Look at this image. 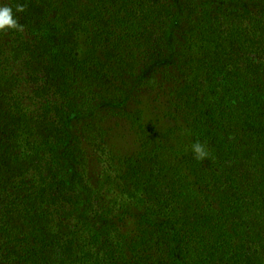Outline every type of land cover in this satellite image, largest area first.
<instances>
[{"label": "trees", "instance_id": "1", "mask_svg": "<svg viewBox=\"0 0 264 264\" xmlns=\"http://www.w3.org/2000/svg\"><path fill=\"white\" fill-rule=\"evenodd\" d=\"M0 6V264H264V0Z\"/></svg>", "mask_w": 264, "mask_h": 264}, {"label": "rangeland", "instance_id": "2", "mask_svg": "<svg viewBox=\"0 0 264 264\" xmlns=\"http://www.w3.org/2000/svg\"><path fill=\"white\" fill-rule=\"evenodd\" d=\"M152 99L153 94L145 98L143 100V103H151ZM157 103H159V100L156 103H152V109H149V111L147 112V119L145 120V123L148 124L149 122L153 121L154 116H156V111H154L153 108L158 105ZM75 122H77V119L73 120V123ZM162 123L165 126H170V129H175V122H173L172 120L169 121L168 118H166ZM105 124L107 125L105 126V128L108 129L107 141L109 143V149L113 155H133L137 152L138 141L135 132L132 129H130L128 126H124V124H121L119 122L116 123L118 125H115L114 119H108Z\"/></svg>", "mask_w": 264, "mask_h": 264}, {"label": "clouds", "instance_id": "3", "mask_svg": "<svg viewBox=\"0 0 264 264\" xmlns=\"http://www.w3.org/2000/svg\"><path fill=\"white\" fill-rule=\"evenodd\" d=\"M23 7H17L16 12H23ZM17 30L22 31L23 26L20 25L15 18L13 9L8 6H0V33ZM191 151L195 159L203 161L207 159L209 155V149L206 143L195 142L191 146Z\"/></svg>", "mask_w": 264, "mask_h": 264}]
</instances>
